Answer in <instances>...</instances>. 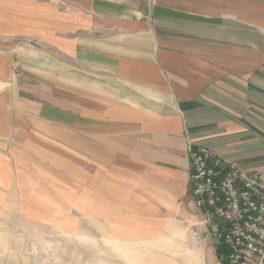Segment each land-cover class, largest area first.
<instances>
[{"label":"crops","instance_id":"obj_1","mask_svg":"<svg viewBox=\"0 0 264 264\" xmlns=\"http://www.w3.org/2000/svg\"><path fill=\"white\" fill-rule=\"evenodd\" d=\"M190 147L264 172V0H0L7 211L119 240L197 232L218 264Z\"/></svg>","mask_w":264,"mask_h":264},{"label":"rangeland","instance_id":"obj_2","mask_svg":"<svg viewBox=\"0 0 264 264\" xmlns=\"http://www.w3.org/2000/svg\"><path fill=\"white\" fill-rule=\"evenodd\" d=\"M83 222L68 233L0 203V264H214L195 253L192 235L188 240L176 228L158 229L151 239L119 240Z\"/></svg>","mask_w":264,"mask_h":264},{"label":"built area","instance_id":"obj_3","mask_svg":"<svg viewBox=\"0 0 264 264\" xmlns=\"http://www.w3.org/2000/svg\"><path fill=\"white\" fill-rule=\"evenodd\" d=\"M188 156L191 194L217 241L218 264H264V172H248L206 147H190ZM192 239L195 246L203 243L197 232Z\"/></svg>","mask_w":264,"mask_h":264}]
</instances>
